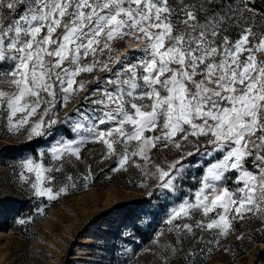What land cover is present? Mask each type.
<instances>
[{"label": "snow or ice", "instance_id": "1", "mask_svg": "<svg viewBox=\"0 0 264 264\" xmlns=\"http://www.w3.org/2000/svg\"><path fill=\"white\" fill-rule=\"evenodd\" d=\"M129 38L142 46L113 61ZM94 71L106 73L96 89L77 81ZM82 92L61 119L59 108ZM0 122L29 142L53 138L14 170L35 197L57 201L88 186L90 168L62 185L59 174L89 142L115 157L110 171L135 167L142 187L156 181L149 197L172 202L161 223L176 240L146 251L158 264L178 256L199 264L211 247L186 250L189 236L202 244L198 233L215 231L208 244L219 246L235 221L253 217L264 231V0H0ZM58 125L72 138H56ZM160 145L179 155L155 163L150 153ZM192 167L202 169L199 186L176 203ZM164 228L153 229V243Z\"/></svg>", "mask_w": 264, "mask_h": 264}, {"label": "rangeland", "instance_id": "2", "mask_svg": "<svg viewBox=\"0 0 264 264\" xmlns=\"http://www.w3.org/2000/svg\"><path fill=\"white\" fill-rule=\"evenodd\" d=\"M141 46V41L127 39L116 45L118 50L112 54L113 61L126 50ZM105 75L94 71L91 74L82 73L76 79L84 80L88 89H96L98 86L94 81ZM103 87L104 81L100 79L99 88ZM85 94L82 92L71 99L66 108H59L60 118L63 119L66 112L80 105ZM99 95L100 91H96L95 96ZM89 106L90 101L82 105L84 110ZM55 132L56 138L61 135L72 138L67 129L59 125ZM26 135L9 133L0 122V264H158L156 256L146 250L156 251L158 244L175 242L176 234L168 233L161 223L172 202L159 192L149 197L156 181H152L147 188L142 187V173L135 167H129L127 171H110L115 166V157L103 158L106 146L89 142L82 147L80 158H73L65 166V172L59 174L62 185L67 175L87 174L90 168L92 175L88 186L80 183L76 190L62 195L57 201L35 197L22 186V182H17L14 170L19 168L18 162L22 157L32 154L25 146H33L39 140L38 150L50 145L53 138L29 142ZM178 155L174 149L160 145L152 149L150 158L163 166ZM198 159L195 156L190 158L192 161ZM201 171L192 167L186 173V185L181 192L173 194L172 199L180 197L175 200L176 203L188 194V189L195 190L199 186ZM31 178L35 179L34 174ZM38 208H44L45 212L38 214ZM195 218L199 220L202 217L197 215ZM20 219L26 223L20 224ZM261 223L255 217L235 221L234 231L227 237H220L219 246L208 244L216 235L215 231L198 233L204 237L202 244H194L189 236L184 241L185 249L189 246L211 247V251L202 254L199 264H264V241L256 238L264 237V231L259 230ZM161 228H164L165 235L158 243H153V229ZM140 232L142 236L137 235ZM239 236L244 238L237 239ZM125 248L135 249L136 255L125 254ZM223 248H230L231 251L224 252ZM172 264L185 262L178 256Z\"/></svg>", "mask_w": 264, "mask_h": 264}, {"label": "trees", "instance_id": "3", "mask_svg": "<svg viewBox=\"0 0 264 264\" xmlns=\"http://www.w3.org/2000/svg\"><path fill=\"white\" fill-rule=\"evenodd\" d=\"M175 2V0H170V3H174ZM40 144V141L39 140H37L36 142H35V144L33 145V146H30V147H27V146H25V148L26 149H28L33 155H35V153H36V150H37V145H39ZM232 176H229V178L227 179V181H226V184H227V186L231 189V188H233L234 187V185L232 184V180H233V178H231ZM15 207V206H14ZM137 235H139V236H142L143 234L140 232L139 234H137ZM256 238H258L259 240H261V241H264V237H256Z\"/></svg>", "mask_w": 264, "mask_h": 264}]
</instances>
